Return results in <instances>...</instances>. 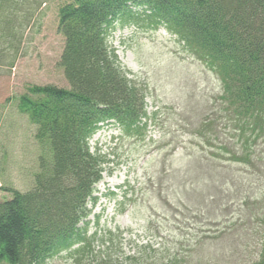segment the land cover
Returning <instances> with one entry per match:
<instances>
[{"label":"trees","instance_id":"trees-1","mask_svg":"<svg viewBox=\"0 0 264 264\" xmlns=\"http://www.w3.org/2000/svg\"><path fill=\"white\" fill-rule=\"evenodd\" d=\"M141 17L175 36L220 85L191 128L200 152L190 155L181 175L184 197L177 198L203 227L173 243L151 219L143 228L148 241L140 242L93 214L105 155L91 151L90 139L112 123L122 137L142 141L153 119L144 87L108 44L119 23ZM57 21L68 87L29 85L18 97L47 153L39 156L32 187L10 188L11 197L0 200V264H49L56 257L67 264H264V0H65ZM164 176L162 168L158 195L178 210L161 197Z\"/></svg>","mask_w":264,"mask_h":264},{"label":"rangeland","instance_id":"rangeland-1","mask_svg":"<svg viewBox=\"0 0 264 264\" xmlns=\"http://www.w3.org/2000/svg\"><path fill=\"white\" fill-rule=\"evenodd\" d=\"M64 1L10 0L6 9L0 4V200L11 197L10 188L32 187L39 156L46 152L35 140V126L19 112L18 97L29 85L68 87L59 65L63 37L57 29V10ZM108 44L122 67L144 87L146 111L153 119L142 141L122 137L112 123L103 124L90 139L91 151L105 155L93 214L101 225L130 229L135 241H148L143 228L151 220L155 227L161 226L168 243L182 236L189 239L203 225L177 203L178 197H184L186 178L181 175L190 155L200 152L191 128L198 126L217 99L219 79L175 36L162 26H149L144 17L119 23ZM162 168L168 176L162 178L167 190L163 188L161 197L172 199L178 210L164 205L158 195ZM217 227L212 224L210 229ZM65 260L56 257L49 264H67Z\"/></svg>","mask_w":264,"mask_h":264}]
</instances>
